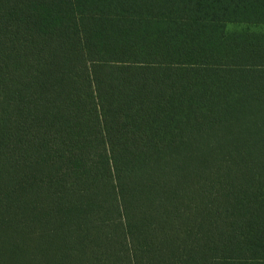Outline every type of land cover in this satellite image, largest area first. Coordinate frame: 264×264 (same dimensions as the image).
Wrapping results in <instances>:
<instances>
[{
    "label": "trees",
    "instance_id": "trees-1",
    "mask_svg": "<svg viewBox=\"0 0 264 264\" xmlns=\"http://www.w3.org/2000/svg\"><path fill=\"white\" fill-rule=\"evenodd\" d=\"M252 26L264 0H0L4 263L264 264Z\"/></svg>",
    "mask_w": 264,
    "mask_h": 264
},
{
    "label": "rangeland",
    "instance_id": "rangeland-1",
    "mask_svg": "<svg viewBox=\"0 0 264 264\" xmlns=\"http://www.w3.org/2000/svg\"><path fill=\"white\" fill-rule=\"evenodd\" d=\"M242 27H243L242 25H235V24L228 25V29L229 30L240 29ZM251 29L252 30H262V31H264V26H261V27L260 26H258V27L252 26ZM119 251H121L123 253L122 249H120V248H119ZM0 252H2V251L0 250ZM0 264H9L8 262L4 263V261H3V255L1 253H0Z\"/></svg>",
    "mask_w": 264,
    "mask_h": 264
}]
</instances>
